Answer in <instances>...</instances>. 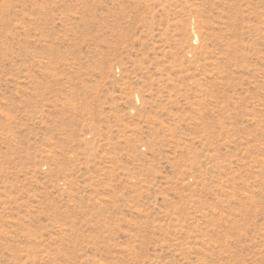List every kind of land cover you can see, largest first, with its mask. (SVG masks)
<instances>
[{
    "label": "rangeland",
    "instance_id": "rangeland-1",
    "mask_svg": "<svg viewBox=\"0 0 264 264\" xmlns=\"http://www.w3.org/2000/svg\"><path fill=\"white\" fill-rule=\"evenodd\" d=\"M0 264H264V0H0Z\"/></svg>",
    "mask_w": 264,
    "mask_h": 264
}]
</instances>
